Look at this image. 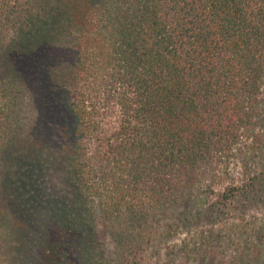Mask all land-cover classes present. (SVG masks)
Instances as JSON below:
<instances>
[{
    "label": "trees",
    "instance_id": "1",
    "mask_svg": "<svg viewBox=\"0 0 264 264\" xmlns=\"http://www.w3.org/2000/svg\"><path fill=\"white\" fill-rule=\"evenodd\" d=\"M264 264V0H0V264Z\"/></svg>",
    "mask_w": 264,
    "mask_h": 264
},
{
    "label": "rangeland",
    "instance_id": "2",
    "mask_svg": "<svg viewBox=\"0 0 264 264\" xmlns=\"http://www.w3.org/2000/svg\"><path fill=\"white\" fill-rule=\"evenodd\" d=\"M154 264H180L176 261H171L170 257H162L154 262Z\"/></svg>",
    "mask_w": 264,
    "mask_h": 264
}]
</instances>
